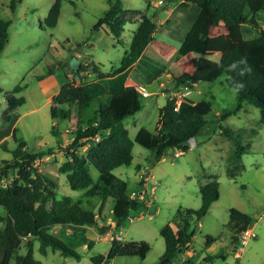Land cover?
I'll list each match as a JSON object with an SVG mask.
<instances>
[{
  "label": "rangeland",
  "instance_id": "1",
  "mask_svg": "<svg viewBox=\"0 0 264 264\" xmlns=\"http://www.w3.org/2000/svg\"><path fill=\"white\" fill-rule=\"evenodd\" d=\"M10 1L0 0V18L12 21L8 42L0 52V88L8 90L21 86L22 89L14 92L20 103L12 110L9 109L4 92H0L1 186L10 184L15 175V170L5 169L3 162L12 159V151L18 147L20 140H24L27 148L31 150L53 148L50 159L40 158L38 162L35 161L44 174H50L52 167L58 165L56 162L65 157V149L72 141L77 121L73 119L69 122L59 118L55 120L51 115L52 97L59 90V82L55 78L57 72L65 70L70 80L93 78L94 73L90 69L81 71L80 74L76 72L79 71V65L86 62L87 56L100 63L105 71L117 68L124 51L129 48L132 32L137 28L143 13L156 15L155 36L158 41L153 45L159 43V51L167 55L168 52L163 47L180 46L199 12V8L187 0H123L128 21L124 26L121 42H117L108 34L106 26L93 29V25L109 8L108 0H62L60 16L54 28L47 27L44 22L56 0H17L14 10L10 7ZM262 16L264 26V11ZM165 17L169 19L168 22H162ZM236 33L240 40L241 33L237 30ZM256 34H244L243 37L249 38ZM233 40L231 34L214 35L208 43V52L228 50ZM55 62L60 65L54 66ZM49 65L55 70L53 76H49ZM181 66L184 72L192 71L188 62ZM182 74L181 71L180 75ZM225 78L226 75L223 74L215 82L196 83L187 80L179 84L178 79L169 74L162 77L161 81H164L165 85L170 83V88H164L165 94L181 89L185 83L190 91L187 97L195 101L210 100L214 113L219 115L224 109L232 108L236 102V94L231 91V86L226 84ZM159 84L160 81L156 80L148 85L150 96L137 97L136 110L125 118L124 124L134 141V157L130 165H121L115 169V173L126 180L130 194L135 191V198L141 197L145 204L125 219L119 229L111 228V235L100 234L101 231L97 227L92 232L88 230L85 233L87 235L70 236L73 245L68 241L67 243L82 254L80 260L64 256L60 250L52 248L48 249L46 255L42 254L39 250L40 243L36 240L34 255L43 264H94L93 256L107 254L112 236L124 241L146 240L151 249L145 258L139 255H118L110 264H160L165 248V240L161 235L162 227L176 219L178 209L200 207V186L208 182V176L212 174L216 175L219 181V199L212 203L209 212L202 219H195L193 222L195 234L184 250L191 259L187 264H264V125L259 122V108L248 104L246 110L230 115L224 121L211 123L195 137L194 146L179 155H176V152H180V149L170 148L163 159L156 161L155 152L141 146L134 139L141 127L153 131L157 125L159 107L167 101V96L163 94V88L161 89ZM138 104H141L140 109L137 108ZM7 113L11 116L9 121L5 119ZM75 113L76 110L73 114ZM54 123H57V135L52 133ZM218 124L241 133L243 143L250 144L249 151L242 157L245 170L235 178L229 177L226 171L234 143ZM14 127L17 128L19 141L12 135ZM100 138L101 135H98L96 139ZM2 142H5V146L1 145ZM88 149L89 143L81 148L80 153H85ZM92 174L96 177L98 171L93 169ZM61 176L57 188L59 197H82L87 208L99 212L100 201L97 197H83L85 190H72L66 177L63 174ZM112 207L113 199L108 198L99 221L106 226L105 231L110 227L106 224L107 220L113 218ZM231 207H237L250 214L253 218L252 226L257 233L256 238H249L252 239L251 243L256 240L258 244L256 254H252L253 251L241 253L242 250L237 247L238 252L244 254L242 262L234 256L231 232L225 226ZM0 214H5L2 207ZM2 226L0 222V227ZM207 235L218 239L208 244ZM81 239L87 243L84 245ZM24 251L23 242L17 252ZM14 263L12 260L11 264ZM173 264L181 262L178 260Z\"/></svg>",
  "mask_w": 264,
  "mask_h": 264
},
{
  "label": "trees",
  "instance_id": "2",
  "mask_svg": "<svg viewBox=\"0 0 264 264\" xmlns=\"http://www.w3.org/2000/svg\"><path fill=\"white\" fill-rule=\"evenodd\" d=\"M61 1L56 0L45 19V25L54 28L61 12ZM199 8V12L186 33L180 46L166 45L159 51L155 31V16L142 14L137 28L132 32L129 48L124 51L120 65L111 70H103L102 65L87 56L86 62L79 65V71L91 70L94 77L76 81L69 79L65 70L56 73L60 90L53 96L50 108L52 117L57 120L75 119L76 130L72 141L66 147L64 159L59 162L58 170L66 177L72 190H85L86 198L97 197L100 201L99 214L102 213L108 198L113 199L114 225L109 228L119 229L122 222L136 213L145 202L130 196L125 179L115 173L121 165H130L133 161L134 141L124 124L125 118L136 110L137 97H144L136 90L137 85L148 86L163 74L170 72L181 84L187 80L215 82L226 75L225 82L231 86L232 80H239L245 87L236 94V102L232 108L224 109L217 118L210 100L194 101L185 97L178 109L175 99L167 96V101L159 107V117L152 131L141 127L135 136V142L155 152V160L163 159L170 148L189 149L187 141L196 137L211 123L224 121L230 115L238 114L246 105L252 104L259 108V122L264 125V26L262 12L264 0H187ZM109 8L104 12L93 29L106 26L117 42H121L127 8L123 0H108ZM17 0L10 1L12 10ZM10 19L0 18V52L4 49L9 37ZM242 34L240 40L237 33ZM255 36L244 38V34ZM231 34L234 40L228 50L219 51L216 56L208 53V43L214 35ZM242 57H247L251 73L240 76L238 72L227 71L228 65ZM188 62L191 72H183L182 64ZM54 66H59L55 62ZM220 65V66H218ZM239 67H243L242 65ZM49 74L54 68L48 66ZM178 84V85H179ZM21 86L4 90L9 109H14L20 99L14 92ZM179 90V89H177ZM169 92V91H168ZM138 109L141 104H138ZM76 113L75 115L73 112ZM86 115V117H84ZM10 114L5 115L9 121ZM54 123L52 133L57 135ZM219 127L229 139L233 140V152L226 164L227 175L235 178L244 169L242 156L249 151L250 144L243 143L241 133L229 127ZM255 132V131H254ZM17 128L12 135L16 141ZM101 135L100 139H96ZM89 143V149L80 153L83 146ZM2 142L1 145H4ZM5 146V145H4ZM63 148V147H61ZM53 152L52 147L31 150L24 140L12 151V159H7L5 169L15 170L10 184L0 185V207L5 211L0 214V264H43L34 255L35 241L40 243L39 250L47 254L48 249L60 250L64 256L81 259L82 254L70 246L57 233L51 231L56 225L72 224L76 226H96L101 232L106 229L96 219V212L87 208L84 198L74 199L69 195L58 196L59 183L44 174L35 161ZM98 171L94 177L92 170ZM210 180L200 186L201 205L198 209H178L176 219L168 222L161 229L165 240V249L160 264H173L181 261V254L192 241L195 234L194 220L202 219L210 210L212 203L219 199V181L217 176H208ZM253 218L247 212L231 207L229 219L225 223L231 232V242L237 246L239 235L248 229ZM107 228V229H109ZM217 237L207 235V243L217 241ZM25 251L18 253L23 245ZM151 245L146 240H121L112 238L106 255L92 257L94 264L110 262L118 255H139L145 258Z\"/></svg>",
  "mask_w": 264,
  "mask_h": 264
},
{
  "label": "crops",
  "instance_id": "3",
  "mask_svg": "<svg viewBox=\"0 0 264 264\" xmlns=\"http://www.w3.org/2000/svg\"><path fill=\"white\" fill-rule=\"evenodd\" d=\"M191 3V2H190ZM193 4V3H192ZM195 5V4H194ZM197 16V15H196ZM167 18H168V16H167ZM196 18V17H195ZM169 21V19H166V17L162 20V22H164V21ZM195 20V19H194ZM167 21V22H168ZM229 34V33H228ZM227 33L225 34V35H228ZM242 35V34H241ZM163 49H165V47H163ZM217 52H219V51H217ZM217 52H215V53H210V54H212L213 56H216L217 54ZM209 53V52H208ZM184 71L182 70V73H183ZM171 75V73L170 72H167V73H165V74H163L159 79H158V81H160V84H159V86L161 87V89H162V91L163 92H165V90H164V88H166L165 86H168L169 88H170V83L169 84H167V85H165L166 83L164 82V81H161L162 80V77H165V75ZM49 76H53V74H50ZM172 76V75H171ZM180 76V74L178 75V77ZM173 77V76H172ZM55 78L58 80V78H57V76L55 75ZM55 80V79H54ZM59 82V81H58ZM198 82H200V81H197L196 83H198ZM184 85L186 86V84L184 83L183 85H182V87L181 88H183L184 87ZM188 86V85H187ZM169 88H168V90H169ZM59 90H60V84H59ZM59 90L58 91H56L54 94H53V96L55 95V94H57L58 92H59ZM190 92V91H189ZM52 99H53V97H52ZM191 99V98H190ZM193 100V99H192ZM53 101V100H52ZM195 101V100H194ZM247 109V105H246V107H245V109L244 110H246ZM220 115V114H219ZM219 115H216L215 113H214V118H217ZM219 125V124H218ZM66 131H67V129H66ZM57 144V141H56V143H55V145ZM55 145H52V146H55ZM250 149V148H249ZM243 157V156H242ZM61 161V160H60ZM60 161H58V162H56V163H58L59 164V162ZM243 161V160H242ZM53 168V171L50 173V174H52V175H50V174H48V173H45L47 176H49V177H51L52 179H54L55 181H57L58 183H59V179H61L62 178V176H61V174L59 173V170H58V165L56 164V166L55 167H52ZM245 170V169H244ZM243 170V171H244ZM44 173V172H43ZM242 173V172H241ZM145 183V182H144ZM138 199H140L139 197H137ZM99 205H100V202H99ZM99 208V207H98ZM112 209H113V207H112ZM94 210V209H93ZM95 211V210H94ZM96 212V211H95ZM111 212H112V210H111ZM246 212V211H245ZM97 214H96V219H97V221L99 222L100 221V218H102V216H101V214H99V212H96ZM110 219V220H109ZM108 220H107V222H106V224L107 225H114V221H113V218H109ZM99 224L100 225H103L104 223H101V222H99ZM97 229V227L96 226H89V225H81V226H76V225H72V224H65V225H56V226H54L53 228H52V230L51 231H53V232H55V233H57L61 238H63L66 242L68 241L69 242V244H71V245H73L72 243H73V239L72 240H70L69 239V237L70 236H75V234H85V233H87V231L89 230V232H92V231H94V230H96ZM249 230H252L253 232H255V230H254V227L252 226V223H251V225H250V227L248 228ZM78 232V233H77ZM109 234V235H111V234H113V231H112V229L111 228H109V229H107L106 231H104V232H101L100 234ZM256 233V232H255ZM85 235H87V234H85ZM257 237V233H256V236L255 237H252V238H256ZM112 238H113V236H112ZM249 238H251V237H249ZM249 238H247V239H245V241H242L241 240V238L239 237V242H238V244H237V246L235 247V245L234 244H232V249H233V251L235 252V254H234V256L235 257H237L238 259H241V262H242V258L244 257V254H241L243 251H246V252H249V251H253L252 252V254H256V252H258V244H257V242H256V240L255 241H253L252 243H251V240L252 239H249ZM81 240H83V241H81V242H83V244L85 245L87 242H85L84 241V239H81ZM112 240V239H111ZM75 241H77V240H75ZM88 241V240H87ZM258 241V240H257ZM248 244V245H247ZM246 245L248 246V247H246ZM91 246V242H89L88 243V247H90ZM237 247H239V250H242L241 251V253H239L238 252V249H237ZM246 248V249H245ZM165 249V248H164ZM254 249H255V251H254ZM190 261H191V259H190V257L189 256H187L186 255V253H185V251L181 254V264H187V263H190ZM111 263V261L110 262H107L106 264H110Z\"/></svg>",
  "mask_w": 264,
  "mask_h": 264
},
{
  "label": "built area",
  "instance_id": "4",
  "mask_svg": "<svg viewBox=\"0 0 264 264\" xmlns=\"http://www.w3.org/2000/svg\"><path fill=\"white\" fill-rule=\"evenodd\" d=\"M136 90L141 93L144 97H147V96H150V92L147 90V87L144 86V85H137L136 86ZM189 93V90H188V86H185L179 90H171L169 91L167 94H165V92L163 93L164 95L166 96H169L170 99H175V102H176V106H175V109H178L179 106H180V103L181 101L187 97ZM187 144L189 145V147H192L195 145V137H192L190 138L188 141H187ZM182 152V150L180 149V152H176V155H179L180 153ZM44 159H50V155H47L45 157H43ZM40 160L37 159L36 161L38 162ZM135 191H132V193L130 194L131 197L135 198ZM256 236V233L253 232L252 230H249V229H246L245 231H243L239 237L241 238L242 241H245V239L249 238V237H255ZM102 264H106V262H103Z\"/></svg>",
  "mask_w": 264,
  "mask_h": 264
},
{
  "label": "clouds",
  "instance_id": "5",
  "mask_svg": "<svg viewBox=\"0 0 264 264\" xmlns=\"http://www.w3.org/2000/svg\"><path fill=\"white\" fill-rule=\"evenodd\" d=\"M241 65L243 67H239ZM226 70L229 72H238L240 76H244L246 73H251L252 71L251 67L247 64V57H242L237 61H233L230 65H228ZM244 87L245 85L241 81L235 79L232 80L231 91L234 94H238L240 91L244 89Z\"/></svg>",
  "mask_w": 264,
  "mask_h": 264
}]
</instances>
